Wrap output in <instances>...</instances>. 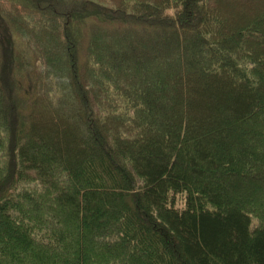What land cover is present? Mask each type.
I'll use <instances>...</instances> for the list:
<instances>
[{"label": "trees", "instance_id": "16d2710c", "mask_svg": "<svg viewBox=\"0 0 264 264\" xmlns=\"http://www.w3.org/2000/svg\"><path fill=\"white\" fill-rule=\"evenodd\" d=\"M0 264H264V0H0Z\"/></svg>", "mask_w": 264, "mask_h": 264}]
</instances>
